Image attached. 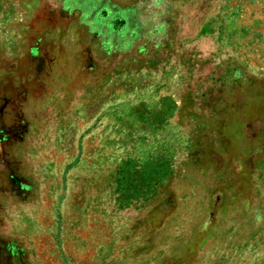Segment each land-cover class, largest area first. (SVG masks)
Here are the masks:
<instances>
[{
	"label": "rangeland",
	"instance_id": "1",
	"mask_svg": "<svg viewBox=\"0 0 264 264\" xmlns=\"http://www.w3.org/2000/svg\"><path fill=\"white\" fill-rule=\"evenodd\" d=\"M0 264H264V0H0Z\"/></svg>",
	"mask_w": 264,
	"mask_h": 264
},
{
	"label": "crops",
	"instance_id": "2",
	"mask_svg": "<svg viewBox=\"0 0 264 264\" xmlns=\"http://www.w3.org/2000/svg\"><path fill=\"white\" fill-rule=\"evenodd\" d=\"M77 1H78V2H80V1L82 2V0H77Z\"/></svg>",
	"mask_w": 264,
	"mask_h": 264
}]
</instances>
